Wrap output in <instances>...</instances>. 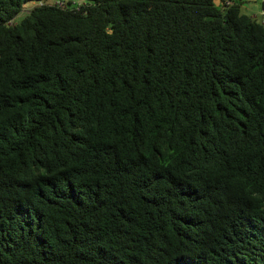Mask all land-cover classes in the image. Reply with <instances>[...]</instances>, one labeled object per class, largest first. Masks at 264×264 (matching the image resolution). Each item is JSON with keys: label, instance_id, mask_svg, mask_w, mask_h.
Listing matches in <instances>:
<instances>
[{"label": "trees", "instance_id": "1", "mask_svg": "<svg viewBox=\"0 0 264 264\" xmlns=\"http://www.w3.org/2000/svg\"><path fill=\"white\" fill-rule=\"evenodd\" d=\"M56 1L0 0V264H264L252 0Z\"/></svg>", "mask_w": 264, "mask_h": 264}, {"label": "rangeland", "instance_id": "2", "mask_svg": "<svg viewBox=\"0 0 264 264\" xmlns=\"http://www.w3.org/2000/svg\"><path fill=\"white\" fill-rule=\"evenodd\" d=\"M49 2H53L55 0H48ZM81 1V0H77ZM40 2L36 1H27L24 5L23 10L15 17L16 22H20L27 14L28 12L36 5H38ZM260 1L258 0H252L250 2H246L242 6V11L244 13H247L249 15L255 16L259 21H263L264 19V11H262V6L259 4Z\"/></svg>", "mask_w": 264, "mask_h": 264}, {"label": "built area", "instance_id": "3", "mask_svg": "<svg viewBox=\"0 0 264 264\" xmlns=\"http://www.w3.org/2000/svg\"><path fill=\"white\" fill-rule=\"evenodd\" d=\"M68 1L69 0H57L55 3L58 4L59 6L64 7V6L67 5ZM73 1H74V3H77L78 2L77 0H73Z\"/></svg>", "mask_w": 264, "mask_h": 264}, {"label": "crops", "instance_id": "4", "mask_svg": "<svg viewBox=\"0 0 264 264\" xmlns=\"http://www.w3.org/2000/svg\"><path fill=\"white\" fill-rule=\"evenodd\" d=\"M262 11H264V9Z\"/></svg>", "mask_w": 264, "mask_h": 264}]
</instances>
